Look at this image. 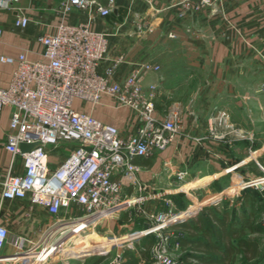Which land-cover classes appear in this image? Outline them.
<instances>
[{
  "label": "crops",
  "instance_id": "0c3cea01",
  "mask_svg": "<svg viewBox=\"0 0 264 264\" xmlns=\"http://www.w3.org/2000/svg\"><path fill=\"white\" fill-rule=\"evenodd\" d=\"M60 1L17 0L13 5L19 6L28 17L22 29L12 27L18 10L14 7L0 8V53L15 55L22 49L29 59L38 57L40 44L36 36L43 31H52L62 18L57 10ZM99 1L105 3L106 0ZM176 1L114 0L107 15L93 14L91 26L94 28L111 30V26H117V31L108 35L106 58L99 67L103 68L117 56L121 57L116 68L118 75L124 74L135 61L151 60L160 64V70L147 74L143 83H157L155 106L159 116L170 104L180 106L181 126L173 141L164 149L155 150L150 156L132 158L140 166L138 178L150 183L152 190L163 191L166 197L176 199L178 193L183 192L190 200H193L189 196L192 194L190 191L207 178L203 184L212 187L205 189L202 198H197H211L198 206L197 212L204 205L213 204L220 209L226 208L230 218L238 219L242 193L239 200V190H236V199L229 200L225 191L233 184L229 185L225 176H239L245 172L258 175L256 170L261 169L256 160L264 157V89L261 88L264 82V0H219L215 11L209 7L199 11L182 10ZM85 16V11L72 7L63 19L78 22ZM12 67L13 64L0 62L1 86L6 85ZM76 100H73L76 109L89 110L97 119L114 124L121 133L134 127L132 112L124 106H115L107 95H102L100 103L90 109L87 103L75 104ZM9 110L8 106H4L0 111V175L7 170L13 173L22 170L20 157L16 156L10 165V154L1 145ZM219 114H227L226 124L229 126L217 123L216 116ZM209 125H215L219 132L226 131L225 136H206L196 140L195 136L207 134ZM61 147V144L57 148L47 145L49 167L58 163ZM239 164L244 165L239 168ZM178 170L187 171L182 180L176 177ZM223 177L224 183L221 182ZM186 183L192 187L178 190ZM124 191L131 193L133 188L124 187ZM213 194L217 197L213 198ZM193 203H188L185 210L188 206L192 210L190 205ZM140 206L147 212L169 209L163 197L147 199ZM180 208L177 206L173 211H179V215L181 210L185 211ZM261 209L255 213L256 220ZM47 215L42 206L31 204L27 199L0 197V223L10 233L35 239L48 224ZM183 219L178 218L169 226L172 232L169 248L175 252L178 251L175 241H179V235L186 233L185 228L175 223ZM100 224L107 230L110 226H118L130 232L145 227L148 220L137 212L136 206H129L100 218L94 227ZM64 228L68 230L70 225ZM68 233L67 238L74 237L76 242L68 247L73 252L83 253L118 242L113 237H104L94 231L89 239H85L80 232ZM142 237L134 240V249H131L137 264L142 257L136 244H140ZM63 238L52 245L49 254L57 247H64L60 243ZM8 249L5 246L4 250ZM123 249L115 248L108 253L104 250L100 253L104 254V258L97 264H103L116 253L123 260ZM85 259L86 256L74 261L65 258L58 264H87Z\"/></svg>",
  "mask_w": 264,
  "mask_h": 264
},
{
  "label": "built area",
  "instance_id": "2783aa9c",
  "mask_svg": "<svg viewBox=\"0 0 264 264\" xmlns=\"http://www.w3.org/2000/svg\"><path fill=\"white\" fill-rule=\"evenodd\" d=\"M113 1L61 0L57 10L62 18L52 31L36 36L40 44L38 57L29 59L22 49L15 55L0 53V62L13 64L6 85H0V111L4 106L10 108L1 145L10 154V165L19 156L22 166L21 172L7 170L0 175V197L27 199L31 204L42 206L55 219L43 227L35 240L10 233L0 223V264H48L47 260L54 254H48L54 235L68 230L82 232L112 211L129 206H136L148 224L134 230L139 234L121 242L134 249L135 239L152 234L154 241L148 262L180 264L179 241L174 243L177 252L169 248L172 234L169 226L178 218L190 217L199 207L177 217L179 211L171 209L145 211L140 205L147 199L163 197L168 204L172 199L163 191L152 190L150 183L138 178L140 166L132 158L150 156L173 141L181 126V108L173 103L162 116L157 114V83L144 85L143 79L160 70L158 62L135 61L124 74L118 75L116 68L121 57L117 56L100 69L108 50V35L114 34L117 26H111V30L96 29L91 26V18L93 14L107 15ZM218 1L177 0L175 3L182 10L199 11L209 7L215 11ZM16 2L0 0V8L18 10L12 27L22 29L28 17L19 6L13 5ZM72 7L85 11V19L78 22L63 19ZM261 88L264 89V82ZM102 95L109 96L115 106H124L132 112V130L121 133L114 124L73 106V100L79 99L90 109L100 103ZM226 118L227 114L217 115V123L228 125ZM225 132L209 125L207 134L194 138H222ZM21 141L38 143L20 151L18 143ZM59 144L62 145L59 161L49 167L47 145L57 148ZM256 162L263 174L241 179L237 189L255 187L264 197V166ZM186 173V170H178L175 174L182 180ZM130 186L133 192L124 191V187ZM73 209L79 213L73 215L68 224L58 218L62 210L72 212ZM257 221L264 227V205ZM65 225L70 228L65 230ZM5 246L9 249L4 250ZM121 262V255L116 253L103 264ZM143 262L140 258L138 264Z\"/></svg>",
  "mask_w": 264,
  "mask_h": 264
},
{
  "label": "trees",
  "instance_id": "16d2710c",
  "mask_svg": "<svg viewBox=\"0 0 264 264\" xmlns=\"http://www.w3.org/2000/svg\"><path fill=\"white\" fill-rule=\"evenodd\" d=\"M264 165V157H259ZM258 175L262 170H256ZM241 210L239 218H230L228 210L217 205H204L202 210L190 218H185L175 224L186 229L179 235L180 264H260L264 263V245L259 237L253 234L262 226L255 213L261 208V192L249 187L242 189ZM263 197V196H262ZM188 212V211H187ZM186 214L181 211L178 216ZM263 227V226H262ZM264 228V227H263ZM136 244L139 255L144 258V264H150V247L154 241L152 234L144 235ZM122 264H137L133 250L124 248ZM104 254L96 253L86 256L87 264H97Z\"/></svg>",
  "mask_w": 264,
  "mask_h": 264
},
{
  "label": "rangeland",
  "instance_id": "374dc122",
  "mask_svg": "<svg viewBox=\"0 0 264 264\" xmlns=\"http://www.w3.org/2000/svg\"><path fill=\"white\" fill-rule=\"evenodd\" d=\"M80 102L81 101L79 99H77L76 102H74V103L80 105ZM243 165L239 164V168H242ZM248 169L249 168L247 167L246 171H248ZM254 176L255 175H252V173H247V172H245L244 175L239 174V176L235 175V174L234 175L228 174L227 176H225V178L227 179V183H229V185L233 184V186H231L230 188H228L225 191L226 192L225 196H227V198H229V200H230V198H233L235 200L236 197L238 196L236 194V190H238L237 188H239L238 184H239L240 180L241 179H245L246 177L250 178V177H254ZM199 178H201V177H199ZM225 178L224 177L222 178V180H221L222 183H224ZM206 181H207V178L204 179L203 183H205ZM203 183H200V186L198 185V186L194 187L192 189V191H190V193H192V194H189V196L194 200V203H193V200H190V198L186 194H184L183 192H179L181 195H179V193H178L179 197H177V198L175 197L176 199L172 198V203H170V204L167 203L169 205V207H167V208H169L171 210H174V209L177 208V206H179V207H182L180 209H186V206L188 205V203H193L192 205H190V207H192V209H194L196 206H200L202 203L207 202L209 200V198H211V197H205V198H203L201 200H199V198H197V197H201L206 192L205 189H207L208 187H212L211 185L205 186V184H203ZM186 185H188V186H186ZM189 185L190 184L186 183L185 185L181 186V189H178V190H187L188 187H192V186H189ZM249 188H251L253 190H258L255 187H249ZM241 193H242V189H239V200H240ZM211 196L213 198H215V197H217V194H213ZM260 200H261V203H262L261 207H263V205H264V197L261 196ZM187 208L188 209L185 210V212L189 211V209H190L189 206ZM77 212L79 213V211L76 210V209H73L72 212H68V211H64L63 210V211H61L59 213L58 218H61L62 221L66 222V224H68L72 220L71 217L73 215H77ZM47 218H48V221H47L48 223H50L53 220H55L50 214L47 215ZM89 221L92 222L91 220H89ZM91 227L89 225L88 228H86L84 231L80 232L81 235H84L85 239H89L90 234H92V232L94 231L97 234H100L101 236H104V237H106V236L113 237L114 240L118 241V242H116L114 244H111L109 246H106V247H100V248H96V249L87 250V251H85L83 253H81V252H73V251H70L68 249V247L70 245L76 244V242H75L74 237L67 238L70 235L68 233L69 232V230H68V231H65L64 233H62L59 236L58 235H56V236L54 235V242L52 243V245L54 243H56L60 238H63V236H64V238L60 240L61 245H64V247H57L56 250H58V252L56 250H54V254L51 255V257L48 259V262L50 261L52 264H58V262H60L62 259H65V258H68V259L74 261V260H78L80 257H85V256H88V255L93 254V253L94 254L103 253L104 250H106V253H108V252H112L115 248H127L126 245H125V242H120V240L123 239L127 234L130 233V232H128L129 230L123 231V230L119 229L118 226H115V227L110 226V230H107L104 227V225H102V224H100L97 227H94V226H91ZM91 229H93V231H91ZM253 235L259 237L261 244L264 245V228L262 226L259 225V227L257 229V232L254 233ZM35 239H37V238H35ZM35 239L33 238L32 240H35ZM237 264H245V263L239 262ZM260 264H264V263H260Z\"/></svg>",
  "mask_w": 264,
  "mask_h": 264
},
{
  "label": "water",
  "instance_id": "95a60500",
  "mask_svg": "<svg viewBox=\"0 0 264 264\" xmlns=\"http://www.w3.org/2000/svg\"><path fill=\"white\" fill-rule=\"evenodd\" d=\"M36 143V141H31V142H25V141H21L18 143V148L20 151H24V150H28L31 147H33Z\"/></svg>",
  "mask_w": 264,
  "mask_h": 264
},
{
  "label": "bare ground",
  "instance_id": "6f19581e",
  "mask_svg": "<svg viewBox=\"0 0 264 264\" xmlns=\"http://www.w3.org/2000/svg\"><path fill=\"white\" fill-rule=\"evenodd\" d=\"M177 216H178V213H177L176 217H177ZM137 234H139L138 231H132V232L129 233V235L127 234L123 239H121L120 242H121V241H125V240H127V239H129V238H131V237H133L134 235H137ZM53 252H54V251H53ZM53 252L51 251L50 254H52ZM48 254H49V251H48ZM47 262H48V260H47ZM47 262H46V263H47Z\"/></svg>",
  "mask_w": 264,
  "mask_h": 264
}]
</instances>
